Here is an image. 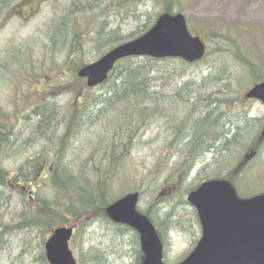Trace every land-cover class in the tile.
<instances>
[{
  "label": "rangeland",
  "instance_id": "1",
  "mask_svg": "<svg viewBox=\"0 0 264 264\" xmlns=\"http://www.w3.org/2000/svg\"><path fill=\"white\" fill-rule=\"evenodd\" d=\"M88 2L95 3L96 1L88 0ZM161 4L154 0H100L95 6L85 11H77L72 18L70 16L66 19L69 25L78 27L80 34L82 33L80 38L76 39V43L73 46H67L68 43H66L63 48L59 44L62 40L60 39L57 41V48H53V44L49 42L53 31L48 29V24L56 14L59 16L62 11L67 10L68 0H15L9 3L4 10L0 11L1 110L14 117L16 114L21 117L22 115L27 116L31 108L45 102L46 97L50 96L52 98L48 103L54 106L56 112L59 111L57 117L60 119L66 118L68 121L73 111L88 112L89 108L85 105L77 104V100H80L79 96L74 99L68 93V89L78 86L73 80L75 77L71 70L76 63H69L67 60L68 54H71L70 51L72 50L78 56L76 62H81V65L96 60L98 57L93 40L99 27L104 26L107 30L118 28L122 35H127L135 30L138 24L134 13H145L147 17H153L160 10ZM177 5L182 9L181 12L185 15L191 32L202 36L207 44L209 56L200 64L188 66L187 74L183 77L175 76L176 79H173L172 87L167 89V93H171L172 88L179 86L184 77L197 80L196 78L206 73L208 68L216 74V69L212 66L215 64L219 46L216 42L217 33L211 28L215 24L227 26L232 23L249 27L253 32L248 34L249 42L253 46L256 44V52L264 55V0H178ZM140 19L141 22L145 20L144 17ZM65 32L66 37L69 38L70 32L67 30ZM62 34H65L64 31ZM60 48H63L61 52L58 51ZM251 52H254L253 49ZM226 67L230 69L229 85L239 89L236 98L240 100L238 107L245 109L249 116L255 119L262 118L264 104L260 101L246 103L243 99L244 93L251 86L245 82L247 75L243 74L242 67L231 58L226 60ZM60 77H64V82L60 80ZM81 83L84 84L85 81L82 80ZM221 84L223 83L219 86ZM107 87L108 85L97 86L89 88L87 92L93 97ZM210 90V93L220 94L216 86L211 87ZM207 92L209 91H203L204 94ZM169 105L166 106V111L170 115L168 118L165 115L152 117L138 131L125 153L120 151L123 148H119L121 160L118 165L116 162H111L112 154H104L103 146L109 143L112 135H116L119 140L126 135L129 137L125 133L129 130L127 123L124 120L120 123V119L127 113L126 108L128 111L131 110L129 104L120 105L119 110L117 107L108 110H104L103 107L90 108L89 118L79 120L74 125L71 137H68L63 144H60L61 137H59L58 142L60 143H56L55 146L58 149L60 145L67 161L80 162L84 158L90 161V156H93L95 161L93 166L105 173L106 180L110 177V188L114 196L112 199H117L137 189L140 193L138 210L148 209L159 219L163 218V214L171 212L173 216L180 215L184 223L192 218L193 225L190 228L182 226L178 230H167L163 235L165 260L168 264H175L190 250L193 241L200 236L198 226L193 221V207L189 204L181 205L177 199L179 200L184 195V186L197 184L200 181L197 175L205 174V172L208 174L213 170L214 164L211 156L206 158V156H201L202 154H196L191 163L190 172L183 177L180 173L181 156H177L174 150L170 151L168 145L173 133L171 113H174L173 116L177 118L182 116L184 111L178 103ZM222 108L225 109L226 106ZM26 125L27 123L20 120L18 129ZM118 125L119 129L116 131L118 134H113ZM257 127H260V123ZM248 133L249 131H240L236 139H246ZM43 146H45L44 140L39 139L32 145L27 144L18 156L14 153L3 154L1 156L2 165L5 168L14 167L28 156L40 151ZM178 147L180 149L181 143ZM262 147L261 156L264 157V143ZM237 149L239 153L233 158L234 165L237 160L248 153L245 145L243 149L240 147ZM88 155H90L89 158ZM258 158L254 156L250 158L245 170L249 171V178L261 179L260 182L256 183L253 180L249 183H255L248 186H243L246 183H241L239 189L243 186L247 192L252 187L261 189L258 192L263 191L264 167L257 165ZM228 160L227 155L225 162ZM169 163H171L170 166H168ZM263 163L264 160H261V164ZM116 165L119 166V170L114 173ZM175 166H177L175 171L177 174L173 181H170L168 177ZM226 172L224 170L223 173ZM154 176H157L155 181ZM175 184L177 186L183 184V186L179 189L174 186ZM101 194L102 190H97L96 195L100 197ZM13 195L14 201L6 215V221L9 223L21 219L19 197L14 193ZM167 198L172 205L165 202ZM4 236L7 237L8 246L5 248L4 241L0 240V264H40L36 260L43 237L39 229L15 230L11 231L10 235L7 231ZM70 246L77 260L80 254L83 255L84 264H134L137 257L133 233L116 227L105 219L95 220L84 227L81 234L72 239ZM89 250L94 251L95 259L89 257L87 254Z\"/></svg>",
  "mask_w": 264,
  "mask_h": 264
},
{
  "label": "trees",
  "instance_id": "2",
  "mask_svg": "<svg viewBox=\"0 0 264 264\" xmlns=\"http://www.w3.org/2000/svg\"><path fill=\"white\" fill-rule=\"evenodd\" d=\"M94 1L96 2L68 0L67 10L62 11L59 16L56 14L51 19L48 29L53 31V35L49 40L53 44V48H57V41L60 39L62 40L59 44L63 48L66 43H68L67 46H73L76 43V39L80 38L82 33L80 34L78 27L69 25L66 19L70 16L72 18L77 11H85L95 6L100 0ZM154 1L162 3L157 14L153 17H147L145 13H134L135 21L138 24L136 29L127 35H122L118 28L107 30L104 26L99 27L93 40L97 57L102 56L115 45L134 39L146 32L159 14L182 11L181 8L177 7L178 0ZM78 2H84L82 9L78 7ZM140 17H144L145 20L141 22ZM211 28L215 29L217 33L216 42L219 46L215 56V64L212 66L216 69V74H213L211 68H208L206 73H202L196 78L197 80L184 77L179 86L172 88L171 93H167V89L172 87L173 79H176L175 76L183 77L184 74H187L186 68L188 66L204 62L206 57L209 56L207 50L205 56L196 63H188L179 58L125 57L116 62L107 80L99 85H108V87L93 97L87 92L89 88L86 84L81 83L82 80L76 75V71L84 64L81 65V62H76L78 56L71 50L67 60L69 63H76L71 70H73L75 77L73 80L78 86L68 89V93L74 99L79 96L80 100H77V104L85 105V107L89 108L88 112L73 111L68 121L66 118L60 119L57 117L59 111L56 112L54 106L48 103L52 98L50 96L46 97L45 102L36 104L31 108L27 116L22 115L21 117V115L16 114L14 117L0 108V240L4 241L5 248L8 246L7 237L4 236L7 231L8 235H10V232L15 230L39 229L43 237L39 244V256L36 260L40 264H48L43 245L53 228L64 226L65 224L74 226V238L81 234L84 227L95 220L105 219L112 222L105 213V208L115 200L112 199L114 196L110 188V177L106 180L105 173L93 166L95 163L93 156L88 155V158L90 156V161L85 158L80 162L67 161L60 145L58 149L55 146L56 143H65V140L71 137L74 125L81 119L84 120L85 118L86 120L89 118L90 108L94 107H99V109L103 107L104 110L117 107L119 110L120 105L129 104L131 106L129 107L131 110L128 111V108H126L127 113L120 119V123L121 120L127 123L129 130L125 133L129 137L126 135L119 140L116 135H112L109 143L103 146L104 154H112L111 162H116L118 165L121 160V152L125 153L127 151L135 135L146 125L147 121L155 116L162 117L161 115H165L168 118L170 115L166 111V106H170L169 104L171 103H178L184 113L177 118L173 116L174 113H171L173 133L168 146L170 151L174 150L177 156H181L180 173L185 177L190 172L191 163L196 154H202L201 156H206V158L211 156L214 164L213 170L208 172V174L205 172V174L200 173L197 175L200 180L197 184L184 186V195L179 200L177 199L181 205L189 204L186 200L188 191L195 189L203 180L219 178L220 176L232 183L240 197L261 190L252 187L247 192L243 189L244 185H253L261 180L249 178V171L245 170L249 159L245 155L237 160L235 165L232 162L233 158L239 153L237 148L243 149L245 145V150L251 148L256 152L254 158L259 157L257 165L264 167V163L261 164V160H264V157L261 156L264 139L260 135L264 116L259 119L249 117L245 109L238 107L240 100H236V98L239 89L236 86L232 85L233 87H231L229 85L228 75L230 74V69H226V60L231 58L238 63L243 69V74L247 75L245 82H248V86H252L264 79V71H262L264 55L256 52V44L253 46L249 42L248 34L252 32L249 27L231 23L227 26L215 24ZM66 30L70 32L69 38L66 37ZM62 31H64V35ZM63 48L58 51L61 52ZM251 49L254 52H251ZM63 73L65 74V72ZM60 80L64 82V77H60ZM220 83L223 84L219 86ZM214 86L218 87L220 94L210 93V88ZM206 90L209 92L204 94L203 91ZM90 100L92 101L89 102ZM223 106H226V108L223 109ZM232 115L242 117L237 122H231L224 128L223 123ZM20 120H23L27 125L19 130L18 122ZM253 120L258 124L260 123V127L256 126L250 130L246 134L248 138L236 139L239 134L238 125ZM62 125L63 127L61 128ZM118 129L119 125L115 127L113 134H118L116 133ZM59 137H61L60 142H58ZM181 137L186 138L187 141L179 149ZM37 139L45 142V146L40 151L28 156L14 167H3L1 159L3 154L10 155L14 153L18 156L26 148L27 144L32 145L38 141ZM110 146H112L111 149ZM48 148L51 149L48 150ZM119 148H123L120 150L121 152H119ZM227 155L229 160L225 162ZM117 165L114 168V173L119 170ZM170 165L171 163L168 164V166ZM176 169L177 166L174 167L169 175L168 179L170 181H173L174 177H176ZM224 170L227 172L223 173ZM156 178L157 176H154L153 180L155 181ZM253 180H255L254 183H249ZM241 183L246 184H243L242 188L239 189ZM174 186L176 187L177 184ZM181 186L183 184L177 187L181 189ZM97 190H102L100 197L96 195ZM136 191L138 190L136 189ZM13 193L19 197L18 204L21 208V219L17 220V222L9 223L6 221V215L14 201ZM165 202L172 205L169 198ZM140 212L152 220L161 238H163L167 230H178L182 226L190 228L193 225L192 218L185 221V224L180 215L176 214L173 216L171 212L163 214L162 219L152 215L148 209ZM192 212L193 221L196 222L200 231L196 210L192 208ZM113 224L133 233L137 255L134 264H141L143 252L140 248L138 233L127 226ZM197 240L193 241L190 250L194 247ZM93 253L94 251L92 250L87 252L89 257L91 256V258L95 259L96 257ZM77 261L79 264H84L82 254L79 255V260ZM164 262L168 264L165 260V255Z\"/></svg>",
  "mask_w": 264,
  "mask_h": 264
},
{
  "label": "water",
  "instance_id": "3",
  "mask_svg": "<svg viewBox=\"0 0 264 264\" xmlns=\"http://www.w3.org/2000/svg\"><path fill=\"white\" fill-rule=\"evenodd\" d=\"M205 51L206 43L190 32L182 12H164L146 32L81 66L77 76L86 79L88 87H95L125 57L180 58L194 63L203 58ZM245 97L264 104V81L253 85ZM261 135L264 137V125ZM186 199L196 210L201 232L194 247L177 264H264V193L240 198L229 181L208 179L189 191ZM137 203V192L125 194L111 202L105 213L114 223L138 233L141 264H165L160 235L149 217L137 211ZM72 235V226L52 230L44 243L49 264H79L69 247Z\"/></svg>",
  "mask_w": 264,
  "mask_h": 264
},
{
  "label": "bare ground",
  "instance_id": "4",
  "mask_svg": "<svg viewBox=\"0 0 264 264\" xmlns=\"http://www.w3.org/2000/svg\"><path fill=\"white\" fill-rule=\"evenodd\" d=\"M13 1H15V0H0V11L1 10H4L5 9V7H7L8 5H9V3L11 4ZM84 3V2H83ZM82 2H78V7L80 8V9H82L83 8V4ZM242 116H239V115H232V116H230L224 123H223V126H224V128L229 124V123H231V122H237L238 121V119L239 118H241ZM249 117H251V116H249ZM258 125V123L256 122V121H248L247 123H243V124H241V125H238V131L240 132V131H243V132H245V131H250V130H252L253 128H255L256 126ZM186 131H187V129L185 130V133H186ZM181 140L182 139H184V141H181V147H180V149L182 148V144H184L187 140H186V138H183V137H181L180 138Z\"/></svg>",
  "mask_w": 264,
  "mask_h": 264
},
{
  "label": "flooded vegetation",
  "instance_id": "5",
  "mask_svg": "<svg viewBox=\"0 0 264 264\" xmlns=\"http://www.w3.org/2000/svg\"><path fill=\"white\" fill-rule=\"evenodd\" d=\"M244 101H245L246 103H249V102H251V101H258V100L254 99V98H244ZM263 124H264V123H263ZM263 124H262V126H263ZM261 128H262V127H261ZM261 128H260V131H261ZM254 154H256V152H255L254 150H252L251 148H249V149H248V153L245 154V156H246L247 159H250V158H252V157L254 156Z\"/></svg>",
  "mask_w": 264,
  "mask_h": 264
}]
</instances>
